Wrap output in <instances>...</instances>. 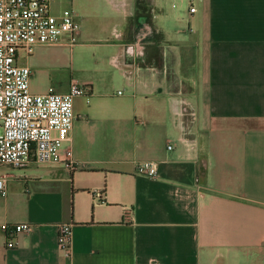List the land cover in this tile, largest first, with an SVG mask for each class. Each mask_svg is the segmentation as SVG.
<instances>
[{"label": "crops", "instance_id": "obj_1", "mask_svg": "<svg viewBox=\"0 0 264 264\" xmlns=\"http://www.w3.org/2000/svg\"><path fill=\"white\" fill-rule=\"evenodd\" d=\"M55 4L78 23L75 41L19 49L16 62L33 94L72 80L85 91L59 150L74 168L0 165V222L29 224L12 247L0 230V264H264V0ZM144 161L154 177L135 172Z\"/></svg>", "mask_w": 264, "mask_h": 264}, {"label": "built area", "instance_id": "obj_2", "mask_svg": "<svg viewBox=\"0 0 264 264\" xmlns=\"http://www.w3.org/2000/svg\"><path fill=\"white\" fill-rule=\"evenodd\" d=\"M57 0H0V165L22 168L30 159L37 163L60 162L73 169L69 149L60 156L59 150L74 119L72 102L85 91L70 81L64 93L48 89L43 94L28 90L29 68L16 62L17 50L29 55L35 46L55 44L62 39L71 45L79 30L72 12L63 8L57 13L51 7ZM194 11L193 7L189 8ZM150 32L148 23L133 31L132 55L143 49ZM193 115V113H191ZM169 148V146L167 147ZM135 172L154 177L156 163L144 161L135 165ZM6 192V177L0 176V195ZM29 224L0 222V230L9 238L7 247L14 245L12 236L26 232ZM71 225H56L55 243L59 251L68 255Z\"/></svg>", "mask_w": 264, "mask_h": 264}, {"label": "rangeland", "instance_id": "obj_3", "mask_svg": "<svg viewBox=\"0 0 264 264\" xmlns=\"http://www.w3.org/2000/svg\"><path fill=\"white\" fill-rule=\"evenodd\" d=\"M56 6H57V4H55V3L52 4V7H51L52 12H54L56 10V8H55ZM30 82H31V79H30ZM31 85H32L33 89H35V90H43L42 88L44 87L45 84H44V81L39 79L38 77H33ZM1 167H3V166H1Z\"/></svg>", "mask_w": 264, "mask_h": 264}]
</instances>
